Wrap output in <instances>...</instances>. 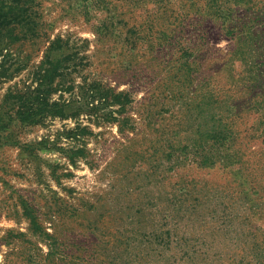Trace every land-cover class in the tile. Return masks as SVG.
<instances>
[{
	"label": "rangeland",
	"instance_id": "rangeland-1",
	"mask_svg": "<svg viewBox=\"0 0 264 264\" xmlns=\"http://www.w3.org/2000/svg\"><path fill=\"white\" fill-rule=\"evenodd\" d=\"M2 4L0 264H264V0Z\"/></svg>",
	"mask_w": 264,
	"mask_h": 264
},
{
	"label": "trees",
	"instance_id": "trees-1",
	"mask_svg": "<svg viewBox=\"0 0 264 264\" xmlns=\"http://www.w3.org/2000/svg\"><path fill=\"white\" fill-rule=\"evenodd\" d=\"M17 9H15L13 6H9L8 9L2 4L0 6V16L5 15V20H7L8 16L10 15H20L19 13L16 12ZM7 15V16H6ZM4 42L2 41L1 45ZM0 45L1 49L2 46ZM5 46H8L6 44ZM69 44L65 42L62 38L58 37L57 39L51 41L43 60L39 63V66L37 67V70H39L40 73V79H41V87H43L46 92H42L41 94L49 96L53 90L52 87L55 83V80L57 77H63L64 75V70L63 68H66L65 63L68 62V56H65V50H67V47ZM2 68H4V64L2 65ZM45 68V69H44ZM6 73V70L1 74L3 75L4 78H8V75H4ZM38 92H41V89H38ZM25 100H29L26 97H23ZM47 99L42 98L41 101L37 99L38 103L35 109H30L29 113L27 114H22V121H27L28 119L30 120H39L42 117H45V112H50L52 115L55 114L57 111L56 105H51L49 107V102L47 104ZM31 103V102H28ZM22 107H27V106H22ZM29 219L31 220V225L34 231H37L39 224L37 218L34 216H31V214H28ZM37 229V230H36Z\"/></svg>",
	"mask_w": 264,
	"mask_h": 264
}]
</instances>
